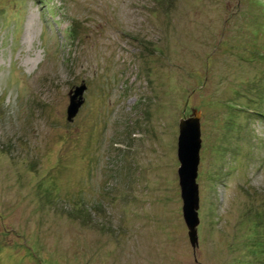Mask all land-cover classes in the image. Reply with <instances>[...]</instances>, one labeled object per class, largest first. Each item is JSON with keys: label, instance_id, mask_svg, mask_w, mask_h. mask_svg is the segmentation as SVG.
Here are the masks:
<instances>
[{"label": "rangeland", "instance_id": "obj_1", "mask_svg": "<svg viewBox=\"0 0 264 264\" xmlns=\"http://www.w3.org/2000/svg\"><path fill=\"white\" fill-rule=\"evenodd\" d=\"M0 264H264V0H0Z\"/></svg>", "mask_w": 264, "mask_h": 264}, {"label": "water", "instance_id": "obj_2", "mask_svg": "<svg viewBox=\"0 0 264 264\" xmlns=\"http://www.w3.org/2000/svg\"><path fill=\"white\" fill-rule=\"evenodd\" d=\"M85 84L75 87L69 94V106L66 119L72 122L80 107L84 103L83 94ZM201 132L199 114L181 120L178 126L177 159L179 168L177 171L180 198L182 200V216L187 228L188 241L193 250L198 248L199 220V188L196 182L200 161Z\"/></svg>", "mask_w": 264, "mask_h": 264}]
</instances>
